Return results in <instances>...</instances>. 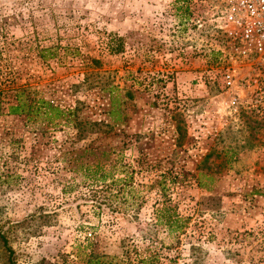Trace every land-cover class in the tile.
Returning <instances> with one entry per match:
<instances>
[{
    "label": "rangeland",
    "instance_id": "1",
    "mask_svg": "<svg viewBox=\"0 0 264 264\" xmlns=\"http://www.w3.org/2000/svg\"><path fill=\"white\" fill-rule=\"evenodd\" d=\"M211 5L0 0V230L12 264H85L89 249L264 264V66L232 65ZM19 92L25 112L8 114ZM37 99L71 112L56 118ZM165 212L179 229L158 222Z\"/></svg>",
    "mask_w": 264,
    "mask_h": 264
},
{
    "label": "built area",
    "instance_id": "2",
    "mask_svg": "<svg viewBox=\"0 0 264 264\" xmlns=\"http://www.w3.org/2000/svg\"><path fill=\"white\" fill-rule=\"evenodd\" d=\"M210 21L215 34L233 52V57L228 56L232 65L235 66L241 57L264 66V0H212ZM217 51L225 58L223 47H218ZM233 73L234 69H231L223 76L228 90L233 87ZM228 103L236 105L232 94Z\"/></svg>",
    "mask_w": 264,
    "mask_h": 264
},
{
    "label": "trees",
    "instance_id": "3",
    "mask_svg": "<svg viewBox=\"0 0 264 264\" xmlns=\"http://www.w3.org/2000/svg\"><path fill=\"white\" fill-rule=\"evenodd\" d=\"M108 52L109 53H117L121 50V39L117 36L110 35L108 37ZM93 62L96 63L97 61L93 59ZM128 95V94H126ZM20 92L14 95V102L12 105L7 106V113L11 115H20L25 112V104L22 103L20 99ZM35 102H39L40 106H43V108H46L47 110H50L56 114V118L61 114H67L71 111L66 110L62 111L54 107H50L45 101H40V99L35 100ZM39 105H33L32 106L36 109H38ZM27 113L30 112V104L26 105ZM32 108V107H31ZM68 114V115H69ZM58 115V116H57ZM173 217H171L166 212L162 215V217L158 220L159 223H162L168 231H175L180 228V219L177 216L176 213H172ZM0 246L2 249V252L4 254L5 258V264H12V251L8 246V240L6 237V234L0 230ZM86 260L84 261L85 264H146V257H138V258H129L127 255H123V258L121 259H114L113 257H106L103 255H97L94 251L89 249Z\"/></svg>",
    "mask_w": 264,
    "mask_h": 264
}]
</instances>
